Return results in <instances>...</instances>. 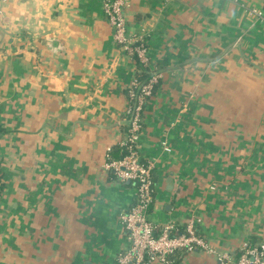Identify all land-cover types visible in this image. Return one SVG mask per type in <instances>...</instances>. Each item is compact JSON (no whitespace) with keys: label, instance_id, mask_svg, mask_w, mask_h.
Instances as JSON below:
<instances>
[{"label":"crops","instance_id":"obj_1","mask_svg":"<svg viewBox=\"0 0 264 264\" xmlns=\"http://www.w3.org/2000/svg\"><path fill=\"white\" fill-rule=\"evenodd\" d=\"M102 2L0 0V264H111L127 246L119 214L135 187L104 162L127 125L136 63L112 39ZM251 9L264 13V0L125 9L159 75L137 144L152 165L147 219L197 218L209 249L173 264L264 244V27Z\"/></svg>","mask_w":264,"mask_h":264},{"label":"built area","instance_id":"obj_2","mask_svg":"<svg viewBox=\"0 0 264 264\" xmlns=\"http://www.w3.org/2000/svg\"><path fill=\"white\" fill-rule=\"evenodd\" d=\"M128 0H103L102 11L111 27V36L117 46L133 58L135 63L147 65V46L141 35L126 31L125 9ZM264 27V13L251 9ZM136 74L126 87L128 105L125 111L126 130L119 141L120 154L108 157L104 168L115 180L129 182L135 187V195L129 207L119 214L127 246L118 251L111 264H173L174 255L189 254L197 249L209 250L205 240L196 232L199 219H190L182 225L164 223L152 224L147 219V209L152 199L150 180L151 162L143 161L137 153L141 130V114L152 93L158 73L149 72L140 82ZM164 145V143H162ZM168 150L167 146H163ZM107 152L110 148H107ZM215 264H264V244L244 242L234 255L217 254Z\"/></svg>","mask_w":264,"mask_h":264},{"label":"trees","instance_id":"obj_3","mask_svg":"<svg viewBox=\"0 0 264 264\" xmlns=\"http://www.w3.org/2000/svg\"><path fill=\"white\" fill-rule=\"evenodd\" d=\"M136 68H139V71L137 73V78L139 79L140 82H143L149 75L150 70L148 69V66L146 64L143 66L137 62H136ZM126 90L127 89L125 88V93H126ZM126 127L127 125L123 126L124 131L126 130ZM111 151L113 152L116 151L117 154L115 155V157H117L120 154V147L118 146V144L116 145L114 150H112V147H111L109 153H111Z\"/></svg>","mask_w":264,"mask_h":264}]
</instances>
